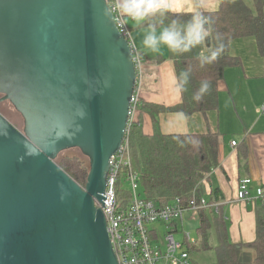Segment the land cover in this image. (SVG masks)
<instances>
[{
    "label": "water",
    "instance_id": "obj_1",
    "mask_svg": "<svg viewBox=\"0 0 264 264\" xmlns=\"http://www.w3.org/2000/svg\"><path fill=\"white\" fill-rule=\"evenodd\" d=\"M213 52H211L212 54ZM138 72L107 0H0V264H119L103 210ZM78 150L85 187L56 162Z\"/></svg>",
    "mask_w": 264,
    "mask_h": 264
},
{
    "label": "trees",
    "instance_id": "obj_2",
    "mask_svg": "<svg viewBox=\"0 0 264 264\" xmlns=\"http://www.w3.org/2000/svg\"><path fill=\"white\" fill-rule=\"evenodd\" d=\"M253 2L254 9L245 0H222L218 11L209 13H173L160 9L130 27L131 32L164 30L181 102L165 107L140 98L136 118L128 129L131 168H122L117 196L120 201H129L131 194L124 189V178L130 170L138 175L143 195L161 206L180 199L187 207L193 199L199 203L205 199L207 207L198 214L199 239L187 244L195 264H200L201 255L211 254L215 258L213 264H264V200L255 204L257 234L254 242L233 244L222 209L217 206L224 200L222 193L216 189L210 196L204 194L202 185L219 167L220 135L212 132L164 135L159 121L160 115L165 113L189 117L217 110L218 84L227 68L239 65V59L232 57L229 51L232 41L255 37L264 58V0ZM206 33L210 48L206 46ZM157 60L163 61L161 57ZM143 114L152 120V135L144 132ZM56 162L76 183L85 187L90 164L82 154L62 153Z\"/></svg>",
    "mask_w": 264,
    "mask_h": 264
},
{
    "label": "crops",
    "instance_id": "obj_3",
    "mask_svg": "<svg viewBox=\"0 0 264 264\" xmlns=\"http://www.w3.org/2000/svg\"><path fill=\"white\" fill-rule=\"evenodd\" d=\"M254 9L253 0H245ZM222 0H155L153 12L168 9L173 13H209L219 10ZM141 20H128L131 27ZM154 34L167 41L164 30L144 29L131 32L134 45L143 56L140 80L141 100L165 107L181 102L174 62L169 58L168 44L160 42L145 45V38ZM207 36V33H206ZM206 46L211 47L206 37ZM230 54L239 59V65L225 70L218 84V108L207 114L196 113L186 117L179 113H165L159 117L160 131L164 135L219 136V167L204 182L205 196L219 189L224 200L219 203L228 225L229 239L233 244H245L256 239L255 204L237 199L239 183L252 179L250 193L256 196L258 188L264 189V58L260 55L255 37H245L230 43ZM158 57L163 59L158 62ZM157 60V61H156ZM143 127L147 135L153 134L149 115L143 114ZM236 143V146H233ZM198 218V217H196ZM194 219V218H193ZM202 256L205 264H213L214 255ZM205 257V259H204Z\"/></svg>",
    "mask_w": 264,
    "mask_h": 264
},
{
    "label": "built area",
    "instance_id": "obj_4",
    "mask_svg": "<svg viewBox=\"0 0 264 264\" xmlns=\"http://www.w3.org/2000/svg\"><path fill=\"white\" fill-rule=\"evenodd\" d=\"M114 21L122 36L130 43L134 63L138 72V84L132 99L129 115V127L135 120L140 104V80L143 56L134 45L128 20L116 7L117 0H107ZM135 20V19H132ZM264 110V106L262 107ZM236 146V143H233ZM131 168L128 132L120 150L110 160V171L103 205H98L105 215L107 231L119 264H195L188 252L187 244L194 243L189 234L184 233V240L177 241L183 229L184 216L191 213L198 217L200 209L207 207V201L200 203L193 199L185 207L180 199H175L166 206H161L147 199L141 191L139 177L128 171L124 186H129V201H120L117 196V184L122 168ZM252 179L245 178L239 183L237 199L246 204H256L264 200V189L258 188L256 196L250 193ZM216 208V207H214ZM163 229L164 238L159 235Z\"/></svg>",
    "mask_w": 264,
    "mask_h": 264
},
{
    "label": "rangeland",
    "instance_id": "obj_5",
    "mask_svg": "<svg viewBox=\"0 0 264 264\" xmlns=\"http://www.w3.org/2000/svg\"><path fill=\"white\" fill-rule=\"evenodd\" d=\"M130 26V25H129ZM131 27V26H130ZM0 112L2 115L11 123L13 124L17 129L20 131H24V120L22 116L15 110V108L12 106L10 102H5L0 106ZM67 152H73L74 154L81 155L80 151L78 150H72V151H67ZM66 153V152H64ZM85 158V157H84ZM87 159V158H86ZM88 160V159H87ZM124 189L126 191L129 190V186L125 185ZM194 218V219H193ZM183 229H181V233L177 235V241L182 242L184 240V233L189 234L191 239L196 242L199 239L197 229L200 225V221L198 218L194 217L193 214L187 213L184 216V221H183ZM159 235L163 239L164 238V231L163 229H159ZM206 258H211L208 255H205ZM198 258V257H197ZM202 258V255H201ZM201 258L198 259V262L200 264H205L204 262L201 261ZM205 259V257H204Z\"/></svg>",
    "mask_w": 264,
    "mask_h": 264
},
{
    "label": "clouds",
    "instance_id": "obj_6",
    "mask_svg": "<svg viewBox=\"0 0 264 264\" xmlns=\"http://www.w3.org/2000/svg\"><path fill=\"white\" fill-rule=\"evenodd\" d=\"M116 7L123 17H131L135 20H142L146 19L153 12V9L155 8V0H117ZM149 41L154 42V44H158L160 42L167 43L163 37L158 40L152 33L145 38V45L153 46L152 44H149ZM206 87L207 85L204 86V88Z\"/></svg>",
    "mask_w": 264,
    "mask_h": 264
},
{
    "label": "flooded vegetation",
    "instance_id": "obj_7",
    "mask_svg": "<svg viewBox=\"0 0 264 264\" xmlns=\"http://www.w3.org/2000/svg\"><path fill=\"white\" fill-rule=\"evenodd\" d=\"M3 99V95L0 94V106L5 103V102H9V101H1ZM1 113V112H0ZM2 114V113H1Z\"/></svg>",
    "mask_w": 264,
    "mask_h": 264
}]
</instances>
